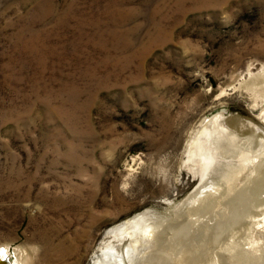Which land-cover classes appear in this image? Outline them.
Returning a JSON list of instances; mask_svg holds the SVG:
<instances>
[{
	"label": "rangeland",
	"instance_id": "374dc122",
	"mask_svg": "<svg viewBox=\"0 0 264 264\" xmlns=\"http://www.w3.org/2000/svg\"><path fill=\"white\" fill-rule=\"evenodd\" d=\"M263 69L264 0H0V248L92 264L108 229L152 210L179 225L173 264H264L263 202L232 201L245 179L182 210L201 129L264 132Z\"/></svg>",
	"mask_w": 264,
	"mask_h": 264
},
{
	"label": "bare ground",
	"instance_id": "6f19581e",
	"mask_svg": "<svg viewBox=\"0 0 264 264\" xmlns=\"http://www.w3.org/2000/svg\"><path fill=\"white\" fill-rule=\"evenodd\" d=\"M252 77L249 83L250 86L253 87V90L255 89L261 92L262 98H264V69L257 76L255 75ZM258 105L255 104L252 109L255 110L259 108ZM252 126L249 124L239 126L231 122H222L221 118L217 117L213 123L207 125L205 130L201 129V131L196 134L197 137H194V140L190 143L189 160L195 166L194 170L196 176L200 177L201 186L194 193H191L185 201L182 207L184 212L190 211L194 207L192 206L193 203L198 200L201 191L205 189L206 186L211 184L212 187H221L225 184L233 191L234 186L241 184L244 179V181L248 183L246 182L247 184L244 190L240 193H235L236 196L232 201L237 205L233 204L239 206L242 205L239 204V199L255 200L254 197L264 204V200L262 201V199H259L260 194H263L264 190V188H262L264 185V132L261 131L259 127ZM239 154L245 157L244 161L246 163L239 165V167L233 166L230 171L231 174H227L224 178L225 183L220 184L221 180H215V174L219 170L221 164H224L223 160L227 157L236 158ZM258 156L257 168L254 166L253 169L250 163L254 164ZM230 165L232 164L230 163ZM251 169L257 172V178L251 177L255 176L254 173L251 175V172H253H250ZM236 186L235 188H237ZM262 212L264 213V210ZM184 214H188V212ZM166 219L167 217L164 219L159 212L146 210L111 227L104 234L95 256L93 257L92 264H173L171 258L172 254L163 251L168 248L169 242L167 243V241L171 240L170 237L173 229L175 228L176 230L179 225L173 224V221L170 222L169 219ZM58 246H60L62 250L64 249L62 245ZM8 249V247L0 248V257L2 259L8 257ZM21 255V251L17 250L15 253L17 259L15 262L11 261V264H21ZM61 256H67V253L61 251ZM181 257L180 260L178 258L175 259V261L177 260V262L186 264L188 257H186V255Z\"/></svg>",
	"mask_w": 264,
	"mask_h": 264
},
{
	"label": "water",
	"instance_id": "95a60500",
	"mask_svg": "<svg viewBox=\"0 0 264 264\" xmlns=\"http://www.w3.org/2000/svg\"><path fill=\"white\" fill-rule=\"evenodd\" d=\"M0 264H11V260L9 257H6L4 259L0 257Z\"/></svg>",
	"mask_w": 264,
	"mask_h": 264
}]
</instances>
